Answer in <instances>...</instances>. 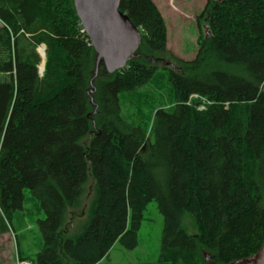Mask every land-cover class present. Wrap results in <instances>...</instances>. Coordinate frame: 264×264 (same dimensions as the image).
Instances as JSON below:
<instances>
[{
    "label": "trees",
    "instance_id": "trees-1",
    "mask_svg": "<svg viewBox=\"0 0 264 264\" xmlns=\"http://www.w3.org/2000/svg\"><path fill=\"white\" fill-rule=\"evenodd\" d=\"M210 4L195 56L161 67L171 105L149 124L123 117L120 93L154 79L151 57L167 50L153 0H119L141 39L111 72L101 58L95 71L73 0H0V234L16 230L27 187L44 211L33 264H96L115 242L134 248L152 200L163 216L158 264H227L258 250L264 0Z\"/></svg>",
    "mask_w": 264,
    "mask_h": 264
},
{
    "label": "rangeland",
    "instance_id": "rangeland-1",
    "mask_svg": "<svg viewBox=\"0 0 264 264\" xmlns=\"http://www.w3.org/2000/svg\"><path fill=\"white\" fill-rule=\"evenodd\" d=\"M153 2L165 20L167 50L161 55L151 57V62L159 68L154 79L136 90L120 93L123 117L127 120L140 117L149 124L156 107L161 105L167 108L171 105L167 71L161 67H176L174 57L187 60L195 56L199 46L198 36L205 35L208 30L207 18L211 9V4L206 9L207 0H153ZM194 103L198 108L203 107L201 105L203 99ZM23 193V209L14 212L13 215L16 230L10 229L7 233L0 234V261L3 264H33L32 260L43 243L36 219L43 218L44 211L27 187L23 189ZM78 218H72L67 230L70 231L71 225ZM189 219L191 221L190 217ZM189 219L185 220V228L188 233H195L196 229L188 223ZM162 229L163 216L157 208L156 201L152 200L143 211L137 245L127 249L121 243L115 242L108 255L96 264H158Z\"/></svg>",
    "mask_w": 264,
    "mask_h": 264
},
{
    "label": "water",
    "instance_id": "water-1",
    "mask_svg": "<svg viewBox=\"0 0 264 264\" xmlns=\"http://www.w3.org/2000/svg\"><path fill=\"white\" fill-rule=\"evenodd\" d=\"M84 31L108 71L123 67L137 48L141 32L125 12L118 8L119 0H73ZM44 47V45H43ZM38 52L42 57L45 52ZM43 67L39 71L42 73ZM197 107V104H194ZM209 256H205L208 259ZM227 264H264V240L258 250Z\"/></svg>",
    "mask_w": 264,
    "mask_h": 264
},
{
    "label": "bare ground",
    "instance_id": "bare-ground-1",
    "mask_svg": "<svg viewBox=\"0 0 264 264\" xmlns=\"http://www.w3.org/2000/svg\"><path fill=\"white\" fill-rule=\"evenodd\" d=\"M39 51H41V53L44 51L43 45L39 46ZM40 67H43V63L40 65Z\"/></svg>",
    "mask_w": 264,
    "mask_h": 264
}]
</instances>
